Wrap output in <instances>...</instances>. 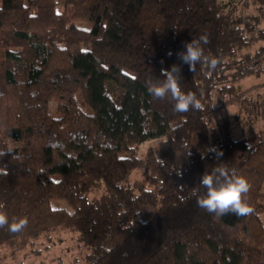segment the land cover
<instances>
[{"label":"trees","instance_id":"16d2710c","mask_svg":"<svg viewBox=\"0 0 264 264\" xmlns=\"http://www.w3.org/2000/svg\"><path fill=\"white\" fill-rule=\"evenodd\" d=\"M201 35L219 62L192 72L177 53ZM173 64L200 110L149 95ZM262 73L264 0H0V150L18 157L0 158V203L10 222L28 218L19 233L0 228V245L38 255L68 231L90 248L76 264H264V81L242 84ZM233 104L248 113L240 136ZM223 164L251 184V215L197 206L200 178Z\"/></svg>","mask_w":264,"mask_h":264},{"label":"clouds","instance_id":"9594fccd","mask_svg":"<svg viewBox=\"0 0 264 264\" xmlns=\"http://www.w3.org/2000/svg\"><path fill=\"white\" fill-rule=\"evenodd\" d=\"M208 43L206 35L192 39L185 44V51L177 53L179 59L189 65V70L197 71V65H207L209 69H215L218 59L205 54L203 45ZM172 55L171 52L168 53ZM161 76L164 78H149L146 81V88L154 99H170L173 103V111L186 113L189 110H200L202 104L195 93L185 92L180 86V67L173 64L170 69H161ZM208 151L215 152L217 158L223 152L216 148H209ZM8 153H13L12 159H18L11 146L0 150V158ZM190 155V152L188 153ZM3 174H7L5 171ZM181 174V173H177ZM199 187H195L192 196L196 197V204L199 208L209 214L223 217L234 214L236 217H245L254 212L253 207L247 201V195L251 184L246 177L239 175L236 169H229L226 164L214 166L211 171H205L199 181ZM200 189L204 191L201 192ZM181 190H183L181 188ZM183 199V197H181ZM5 205L0 203V228L7 226L11 233H19L28 225L27 217L12 218L4 211Z\"/></svg>","mask_w":264,"mask_h":264},{"label":"rangeland","instance_id":"374dc122","mask_svg":"<svg viewBox=\"0 0 264 264\" xmlns=\"http://www.w3.org/2000/svg\"><path fill=\"white\" fill-rule=\"evenodd\" d=\"M225 3L229 2V0H222ZM58 9L60 11L66 10L69 14V16H72L73 14V6L68 5L65 6L63 4H60L58 6ZM76 24L89 28L92 26V22L89 20L84 19H78L74 18L72 20ZM264 81V73L260 75H250L245 77L242 80L243 87L250 86L253 83ZM256 91L254 89L253 94H256ZM262 92L264 94V88L262 89ZM57 106L56 101H52L51 103V109L53 112H55ZM229 112L231 115H233V129L234 134L236 136L242 135V129L243 124L245 120L247 119V111L241 110V107L239 104H233L229 108ZM238 114V115H237ZM256 127H264V115L262 117H258L257 122L255 124ZM161 137L152 138L149 139L141 144L142 152L144 153L146 148L150 144H156ZM145 175V167L141 166L137 168L133 174L132 178H143ZM53 204L55 206H68L70 208V205L66 200L62 199H54ZM261 217L264 220V213L261 214ZM57 238H60L59 241L52 244L51 247L46 249L44 240H41L38 242V246L42 247V252L38 255H34L33 253H30L31 246L26 247L23 250H20L16 253V255H12L11 248L7 244H1L0 245V264H18L21 262L20 260L27 261L28 264H76L77 259H79L80 262H83L86 259V255L90 248L83 242L77 239L75 237V234L73 232H61ZM123 238V234L121 231H117L110 235L108 238H106L103 241V244L106 246H111L115 243H117L119 240Z\"/></svg>","mask_w":264,"mask_h":264}]
</instances>
